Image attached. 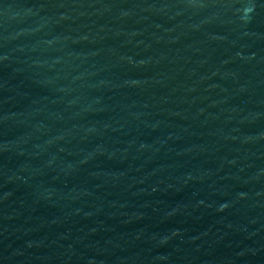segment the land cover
Here are the masks:
<instances>
[{
  "label": "water",
  "instance_id": "water-1",
  "mask_svg": "<svg viewBox=\"0 0 264 264\" xmlns=\"http://www.w3.org/2000/svg\"><path fill=\"white\" fill-rule=\"evenodd\" d=\"M0 264H264V0H0Z\"/></svg>",
  "mask_w": 264,
  "mask_h": 264
}]
</instances>
